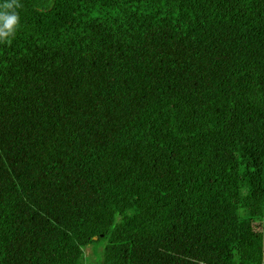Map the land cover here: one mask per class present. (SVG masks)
<instances>
[{
    "label": "trees",
    "instance_id": "1",
    "mask_svg": "<svg viewBox=\"0 0 264 264\" xmlns=\"http://www.w3.org/2000/svg\"><path fill=\"white\" fill-rule=\"evenodd\" d=\"M18 3L0 264H264V0Z\"/></svg>",
    "mask_w": 264,
    "mask_h": 264
},
{
    "label": "clouds",
    "instance_id": "2",
    "mask_svg": "<svg viewBox=\"0 0 264 264\" xmlns=\"http://www.w3.org/2000/svg\"><path fill=\"white\" fill-rule=\"evenodd\" d=\"M21 7L18 0H5L0 4V42H6L9 37L15 35L19 22V15L16 11Z\"/></svg>",
    "mask_w": 264,
    "mask_h": 264
},
{
    "label": "rangeland",
    "instance_id": "3",
    "mask_svg": "<svg viewBox=\"0 0 264 264\" xmlns=\"http://www.w3.org/2000/svg\"><path fill=\"white\" fill-rule=\"evenodd\" d=\"M99 250L100 247L98 245L94 247V245L88 244L83 248L84 257L88 258L91 261H95V259L97 260L100 255L98 253Z\"/></svg>",
    "mask_w": 264,
    "mask_h": 264
},
{
    "label": "water",
    "instance_id": "4",
    "mask_svg": "<svg viewBox=\"0 0 264 264\" xmlns=\"http://www.w3.org/2000/svg\"><path fill=\"white\" fill-rule=\"evenodd\" d=\"M95 238V237H94Z\"/></svg>",
    "mask_w": 264,
    "mask_h": 264
}]
</instances>
